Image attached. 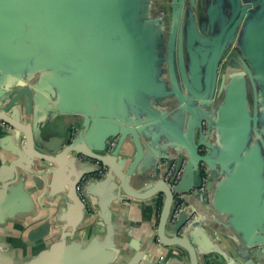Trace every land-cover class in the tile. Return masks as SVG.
Returning a JSON list of instances; mask_svg holds the SVG:
<instances>
[{
    "label": "crops",
    "instance_id": "1",
    "mask_svg": "<svg viewBox=\"0 0 264 264\" xmlns=\"http://www.w3.org/2000/svg\"><path fill=\"white\" fill-rule=\"evenodd\" d=\"M170 3V0H165L164 6L159 0L150 3L145 18L148 24L152 22L140 35L142 43L136 58L127 50L126 54L112 53L106 60L107 64L123 74L127 81L125 87H132L127 90V97H113L110 107H106L103 98L92 89L81 88L74 78L62 75L66 82L64 88L58 99H50L49 85L55 80L48 75L39 104H35L41 107L34 106L29 114L23 111L18 114L20 122L31 127L32 131L35 125H42L36 129L37 136L41 137V142L37 143L39 152L51 154L63 149L69 128L83 127L87 117L86 112L80 111H86L90 106L97 112L100 109L97 106L101 105L106 116H119V111L131 117L140 114L146 120L141 123V128L145 130L138 132L141 152L131 136L126 137L120 149L127 164L138 162L136 175L130 179L133 189L142 190L150 180L155 181L154 164L158 157L165 160L168 156L173 158L179 153L185 154L183 138L188 135L189 128L198 124L202 111L194 106L171 111L166 107L172 82L167 66L157 63L155 52L163 45L164 51L167 50ZM188 4L189 0H186L185 6ZM193 8L191 11L199 29L200 24L208 23L210 18L206 15L199 17L198 14L195 17ZM164 14L166 30L163 35L159 23ZM65 32L62 37H66ZM151 37L153 42H150ZM110 41L113 42V39ZM174 42V68L180 82L178 31ZM233 47L236 49L235 56L227 61L220 74L218 70L216 72L213 103L216 109L224 103L230 86L244 84L249 133L246 147L240 154L242 162L229 165V173L223 175L224 180H230L224 192L221 189L223 180L218 183V192L210 195L209 203L204 192H200L204 198L185 195V212L192 219H197L186 235L200 255L199 264H264V101L261 78L255 76V61L247 60L241 44L234 41L229 48ZM193 48H198V44L195 43ZM118 55L126 62L117 63ZM183 55L185 69L189 72L192 63L186 46ZM196 57H199L198 53ZM48 72L50 75L55 73L52 70ZM218 90H221L220 95ZM110 125L97 124L91 131L97 146L94 150L96 154L106 156L112 151L107 142L115 140L116 146L117 138H106L113 131ZM23 142L21 137L18 145L14 130L0 122V264H190L184 251L177 247L164 248L155 241V201L158 196L145 201L129 198L120 201L115 188L117 181L104 183L102 179L97 182L90 180L86 190L92 209L89 212L78 201L74 184L81 171L91 169L90 161L85 160L84 168L79 164L74 166L73 175H69L66 169L57 170L56 166L49 165L54 170L45 177L25 176L23 171L18 169L15 173L11 169L16 160L13 152ZM213 143L219 144V138L213 139ZM253 148H256L254 156L244 160ZM39 165L41 163L36 164ZM15 180L17 183L12 185ZM8 183L11 186L7 187ZM196 183L195 171L191 170L183 186L189 189ZM73 228L75 232L71 233ZM166 232L168 236L174 234L170 227L166 228ZM67 235L71 236L61 243L62 236ZM230 237L237 242L234 244ZM252 245L256 247L249 250Z\"/></svg>",
    "mask_w": 264,
    "mask_h": 264
},
{
    "label": "water",
    "instance_id": "2",
    "mask_svg": "<svg viewBox=\"0 0 264 264\" xmlns=\"http://www.w3.org/2000/svg\"><path fill=\"white\" fill-rule=\"evenodd\" d=\"M152 1L0 0V122L14 130L18 145L20 138L24 139L23 144L13 152L16 160L11 164V169L15 173H18L19 169L25 176L31 174L45 177L53 172L54 168H49V165H52L56 166L57 170L66 169L69 175H73L74 166L79 164L84 168L85 160L90 161L91 169L81 171L74 184L75 195L82 206L84 204L78 198L77 186L95 171L96 166L91 162L107 168L102 182L117 181L115 188L120 201L127 198L145 201L162 195L163 203L155 233L156 243L164 248L177 247L188 255L190 264H199L200 255L186 235L188 228L197 219L187 215L185 208L177 221L171 223V207L173 202H183L181 198H174L177 194H193L204 198L199 190L202 187L198 172L200 164L205 165L208 174L202 192L209 203L210 195L214 191L218 192L219 181L222 182L223 175L229 173V165L242 162L240 154L246 147L249 133L245 87L242 83L230 86L224 103L215 109L213 100L216 72L224 51L234 41L238 45L241 44L247 60L255 61L254 74L261 78L264 101V0H203L201 17L206 15L210 19L208 23L202 22L199 29L191 11L195 0H189L190 4L186 6V0H170L167 50L164 51L163 45L155 52L157 63L162 62L167 66L172 82L170 98L165 101L166 107L171 111L194 106L202 111V118L196 126L188 129V135L183 138L182 148L185 154L179 153L173 158L168 156L165 160L158 157L154 164L155 181L150 180L142 190L133 189L130 180L136 175L138 162L127 164L124 153L120 151L126 137L131 136L141 152L138 132L145 130L141 128V123L146 120L140 114L131 117L118 111L119 116L109 117L104 114L101 105L97 106L100 108L97 112L89 106L86 111H80L86 112L87 117L82 129H76L73 135L70 133L64 148L51 154H43L37 150L41 137L37 136L36 129H40L42 125H35V130L32 131L31 127L22 124L18 119L20 112L29 114L34 106H39L35 104H39L48 75L55 80L52 85L48 84L50 99H58L63 90L66 82L62 75L74 78L81 84V88L92 89L96 95L103 98L106 107H110L113 97H127V90L132 87H125L127 81L123 74L107 64L106 60L112 53L126 54L127 50L136 58L142 43L140 35L152 22L149 21L148 24L145 18ZM164 16L165 14L160 23H156L157 27L158 23L161 24L159 28L163 35L166 30ZM64 31L66 37H62ZM177 31V60L181 85L175 72L173 55ZM111 38L113 42L110 41ZM150 42H153L152 37ZM195 43L198 48H193ZM185 46L192 63L189 72L184 65ZM196 53L199 57H196ZM116 61L123 64L126 59L118 55ZM49 70L55 73L50 75ZM245 71L248 73L246 68ZM249 76L252 79L250 73ZM252 88L255 91L253 83ZM218 93L220 95L221 90H218ZM97 124H111L113 131L108 133L106 138H117L116 146L106 156L94 152L97 146L91 131ZM254 133L258 136L255 130ZM217 137L219 144L213 143V139ZM200 150H204V155L200 154ZM254 153L256 148H253L244 160L254 156ZM161 161L170 167L174 166L177 171L182 169V177L173 189L159 180L157 165ZM37 163L41 165L36 166ZM191 170L195 171L197 183L194 187L186 189L183 183ZM11 183L14 185L17 181ZM229 183L230 180L225 178L221 184L222 192ZM10 184L8 183L7 187L11 186ZM88 185L89 181L84 186L85 195ZM20 193L23 195V192ZM167 227L174 231L172 236H168ZM74 232L75 229L71 231ZM70 236H62L61 243ZM229 239L235 244L233 237ZM255 247L256 245L249 246V250ZM207 262L211 263V260L207 259Z\"/></svg>",
    "mask_w": 264,
    "mask_h": 264
},
{
    "label": "built area",
    "instance_id": "3",
    "mask_svg": "<svg viewBox=\"0 0 264 264\" xmlns=\"http://www.w3.org/2000/svg\"><path fill=\"white\" fill-rule=\"evenodd\" d=\"M71 133L72 135L75 133L74 128H72ZM114 146H115V140H112L111 142H109L110 150H112ZM95 166H96L95 167L96 169L93 172V176H95L96 179L94 180H100L106 175L107 168L103 165H100L99 163H96ZM157 170H158L159 180H162L163 182H165L169 186L170 189H173L175 186H177L182 177V169L177 171L174 166L170 167L164 161H161L158 163ZM207 177H208V174L202 180V187L199 189L201 192L204 191L205 189ZM88 179L83 180L82 183L79 184V187H78V194L84 205L85 203L88 205L90 204L89 200L86 198V195L84 193V186H85V183L88 181ZM177 195L182 196L181 194L180 195L177 194ZM183 210H185L184 205H177L170 213L169 222L175 223Z\"/></svg>",
    "mask_w": 264,
    "mask_h": 264
},
{
    "label": "flooded vegetation",
    "instance_id": "4",
    "mask_svg": "<svg viewBox=\"0 0 264 264\" xmlns=\"http://www.w3.org/2000/svg\"><path fill=\"white\" fill-rule=\"evenodd\" d=\"M159 1H161V3L163 2V6H164V1H165V0H159ZM202 4H203V0H196V3L194 4V8H193V12H194L195 17H198V15H199V17L201 16L200 13L202 12ZM197 14H198V15H197ZM235 54H236V49H234V47H233V48H228V49H226V50L224 51L223 55L221 56V60H220V62H219V66H218V74H220L221 69L225 66V64L227 63V61H228L231 57L235 56ZM225 59H226V61H225ZM72 128H74V129L76 130V128H75L74 126H71V127L69 128L68 135L71 133ZM204 153H205L204 150H200V154H201V155H204ZM93 164L95 165L96 163L93 162ZM100 165H101V164H100ZM203 166H204V167H203ZM198 172H199V178H200V180L202 181L203 178H204L205 176H207V170H206V168H205V165L200 164ZM207 178H208V177H207ZM94 179H96V177L93 176V174H92V175L89 177L88 181H90V180H94ZM78 187H79V185L77 186V195H78V198H80V196H79V194H78ZM157 196H158V197H157ZM157 196H155V197H157L156 200H157L159 197L162 199V195H157ZM174 198H181V199L183 200V202H182L181 204H177L176 202H173V205H172V207H171V211H172L177 205H184V207L186 208L185 196H183V195H182V196L175 195ZM80 200H81V198H80ZM155 203H156V201H155ZM162 203H163V199H162ZM84 207L87 209V211L92 210V209H91V206L88 205V204H86V203H85ZM161 207H162V206H161ZM156 208H157V207H156ZM183 211H184V210H183ZM183 211L181 212V214L183 213ZM89 212H90V211H89ZM170 213H171V212H170ZM181 214H180V215H181ZM54 233H55V231H54L52 234H54Z\"/></svg>",
    "mask_w": 264,
    "mask_h": 264
},
{
    "label": "trees",
    "instance_id": "5",
    "mask_svg": "<svg viewBox=\"0 0 264 264\" xmlns=\"http://www.w3.org/2000/svg\"><path fill=\"white\" fill-rule=\"evenodd\" d=\"M161 206H162V199L159 197L156 200V207H157V211H156V216H157L156 224L158 223V218H159Z\"/></svg>",
    "mask_w": 264,
    "mask_h": 264
}]
</instances>
